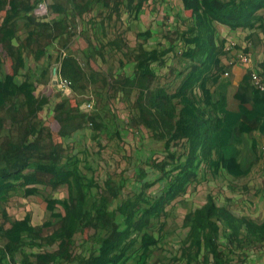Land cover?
I'll use <instances>...</instances> for the list:
<instances>
[{
	"label": "trees",
	"instance_id": "trees-1",
	"mask_svg": "<svg viewBox=\"0 0 264 264\" xmlns=\"http://www.w3.org/2000/svg\"><path fill=\"white\" fill-rule=\"evenodd\" d=\"M155 1L124 2L130 16L139 19L149 2ZM181 2L185 16L179 17L188 30L175 31L184 45L183 52L177 57L180 67L167 68L165 73L161 69L167 67L168 57L172 53L176 57L179 53L173 43L168 48H146L154 36L151 30L138 32V40L142 43L128 51L123 49L127 45L121 38L100 47L91 42L85 55L87 58H79L71 50L79 32L80 20L77 18L83 21L89 16L92 21L95 17L91 15L93 10L104 11L110 6L109 0H67V4L55 1L54 5L48 6V17L56 13L60 17L52 22L34 14L39 5L18 6L13 3L10 6L5 0L0 1V28L11 27L4 32L1 30L0 43L7 44L16 38L15 19L23 14L27 34L24 49L34 55L37 65L41 60L44 62L35 70L27 68L23 56V62L19 59L15 70V74H19L22 69V84L0 79V111L9 106L12 126L19 125L23 129L18 133L20 139L11 134L7 142L0 145V210L8 205L26 174H30L27 169L35 164L36 158L40 160L39 173L50 180L47 184L53 189L69 188L67 199L49 201L48 210L53 221L42 226H23L20 221L3 216L10 228L0 226V264H17V258L20 264H36L22 246L31 242L42 248L60 240L67 249H72L79 240L97 244L81 264H126L132 259L137 264H149L152 255L159 250L174 254L161 249L171 217L168 208L183 198L189 188L208 181V175L212 179L225 175L244 178L263 161L261 144L251 136L254 132L264 135V95L254 88L251 70L240 84H233L229 68L221 62V57L228 53L216 25L222 24L232 31L264 32V0ZM112 5L117 9L120 7L116 1ZM102 27L104 29L103 23ZM243 48V45L238 46V50ZM62 52L65 56L61 59ZM97 56L102 63L112 57L118 60L121 65L119 73L115 75L112 69L108 72L95 70ZM127 62L134 68L132 75L125 70ZM57 64H60L59 75L68 80L74 90L87 94L90 88L97 94L94 112L85 115L74 108L69 111V123L74 124L77 119L84 123L90 120L97 141L105 136L111 142L112 139L122 142L124 128L130 126L145 129L154 141L163 142L166 156L160 161L152 154L147 162L158 173L157 177L143 182V189L136 195H126L127 178L124 174L119 178L107 175L100 179L91 163L96 161L95 157H102L104 147L101 145H97L98 151L95 145H86L81 150L88 160L84 166L90 177L82 171L78 157L70 158L67 165L62 164L60 159L65 151L61 149V143H51L50 157L43 152V131L38 132L40 128H37L36 120L51 97L38 99L35 92L40 83L51 84V72ZM261 68L258 74L264 81V63ZM84 79L89 82L87 86L82 85ZM118 101L124 103L131 113L129 126L123 125L118 114ZM21 113L22 117H17ZM109 127L114 129L111 134L108 133ZM81 128L78 123L67 128L66 120L59 138L71 137ZM3 132L0 117V140ZM175 147L179 148L176 150ZM137 173L139 182L149 176L144 169ZM162 182L165 183L159 192L153 195L150 190L156 185L160 187ZM184 228L188 230L187 235L180 258L172 259L174 263L180 260L185 264H208L210 254L217 263L223 255L220 250L222 236L240 241L238 239L243 235L250 244L264 241V222L256 224L245 218L237 219L226 208L218 207L212 196L202 208L186 215ZM90 231H94L93 234ZM155 234L158 238L154 241L140 243L143 236ZM57 255L51 258L55 260Z\"/></svg>",
	"mask_w": 264,
	"mask_h": 264
},
{
	"label": "crops",
	"instance_id": "crops-1",
	"mask_svg": "<svg viewBox=\"0 0 264 264\" xmlns=\"http://www.w3.org/2000/svg\"><path fill=\"white\" fill-rule=\"evenodd\" d=\"M5 1L10 6L13 3H16L18 6H23V5L37 6L40 4H46L47 7L48 6L50 7L55 4V1H60V3L67 4V0H5ZM98 10H100L99 12H102V9H98ZM4 14L5 12H3V15ZM22 17H23V14L21 15V17H18L15 19L16 22L14 23V28H15L14 30H15L16 38L12 39L11 41H9L10 43H7V44L0 43V79H2V81H6L7 83H13L15 85H21L23 82V79L21 76L22 69H20L19 74L18 73L15 74V70L18 68L17 62L19 59H21L20 62H23V56L25 57L27 68L30 67L35 70L39 67V65H36V63L33 62L35 61L34 55L29 51H25L24 49V45H25L24 39L27 34L25 33L26 31L23 25ZM59 17L60 15L57 13L52 14V15L50 14L49 17L47 16V18L43 20L52 22V21L58 20ZM95 17H96V22H99L101 26V28L99 29V32L98 31L96 32L98 34V39L96 38V41H93L96 43V46L100 47L102 45H106V42L108 43V41H113L114 39H117V37L115 38L112 37L111 32L109 30L105 31V29H103L102 27L103 19L111 22L113 19V16L110 14L108 15L104 14V18H103V13H102L100 15L96 14ZM77 20H80V23L78 25L79 32H78V35L75 37L70 48L76 55L79 56V58H82L83 56L84 58H87L85 55L87 54V51L91 43V41H89V31L90 33L91 32L94 33L95 29H92V24L90 23L91 19L89 16L84 17L83 21L85 22H83L80 18H77ZM216 26L219 30L218 36L220 40L226 42L225 45L233 41V42L239 43V45L246 46L247 48H249V50L253 52V60L249 67H244L240 65L234 59L235 58L234 56L236 55L235 51H233L232 53L227 52L228 55L221 57L222 64L229 68L230 76H231L230 79L233 81V84L238 85L241 83V81L243 80V78L245 77L248 71L251 70V71L258 72L262 69L261 65L264 63V32L262 30L232 31L230 28L222 24H217ZM5 29L10 30L11 27H7ZM5 29L0 28V39L3 36L1 34V30H3L4 32ZM108 51L115 54V52L109 49ZM29 53H31L30 55L32 56H29ZM31 57H32V60H31ZM43 63L44 62H42V65ZM95 63L98 66V67H94L95 70H101L104 72H108L109 70L112 69L115 75L119 73L121 69L120 68L121 65L119 64V61L118 60L116 61L115 59H113V57L111 59H108V62L102 63V60L99 58V56H97ZM131 68H133L132 65H130L127 62L125 66V70L130 72V70H132ZM88 84L89 82H86V79H84L82 85L87 86ZM42 86L44 88L45 86H48V85L45 83H40L37 88V91L35 92V95H36V98L38 99L42 97H48V96L51 97L49 104L45 106L44 109L42 110V112L44 111L46 115H48V112L46 111L51 108L50 106L53 104V101L56 100L54 99L55 95L53 91L54 90L57 91V88L54 87V90H51V88L49 87V89L45 91V89H41ZM66 96H67L66 97L67 98V109L63 108L62 111L57 109L56 110L57 112H55V115L50 119L49 122L43 125L38 123L37 128L38 129L40 128L38 132L43 131V134H44L47 128L49 132H51L50 129H52L53 131H57L59 134L62 127L65 126V122L67 120V128L71 127V125H77L78 123L82 125L81 130L84 129L85 132L87 133L86 125H88V122L80 123L76 121L74 122V124L72 122L69 123V120L67 119L68 114H69V111L74 108H78L81 110V108L83 107L81 105L86 100H88V102L91 101L92 103H94V99L97 96V94L90 91V88L87 94H81L78 90H74L71 87L68 93L66 94ZM71 102H74V105H71ZM8 107H5V109L0 111V117L2 118V122L4 124V132H3V137L0 140V145H2L3 142L4 143L7 142V140L9 139V136L11 134L13 135V130H15V136L18 135L19 132H23V129L21 127H20L21 128L20 131H18V128H16L17 125L12 126V123H11L12 115L9 114ZM91 107L93 109V106ZM81 112L84 113L82 110ZM40 113L38 114V119L40 118ZM14 116L16 117L15 114ZM17 117H20V116H17ZM81 130H78L77 132H75L71 137H67V141H66L67 145H64V149L65 150L67 149V154H64L63 158L60 160L62 161V164L67 165V163H69L68 160L70 158L78 157L81 161L80 166L82 167V171H85L84 165L87 164L88 160L84 158L83 153H81V149L77 150L75 153L72 154L69 148H71V146L73 145H82L83 147H85L86 145H92L91 143H89V140L92 141V140H96L97 138L91 134L88 135V133L86 137V135L82 133ZM109 130H108V133H109ZM112 131H114L113 128H112ZM20 138L21 137H19V139ZM103 138L107 139L105 138V136H101L99 137V141L103 140ZM14 139L16 141V138ZM251 139L259 142V145H260L264 142V135H261V133L259 132H254L253 135L251 136ZM58 143H60V141ZM51 146L53 145H50V147ZM96 146L97 145H95V147ZM105 146L106 145H101V147L102 148L104 147V149H105ZM50 147L46 152L43 145H41L43 152L48 154L49 157H50V152H51ZM98 150H100V148L96 147V151ZM102 154H103L102 157H99V156L95 157L96 161H92L91 164L98 165L102 163L103 165H106L105 161H107V164L110 165L109 164L111 160L110 156L104 155V153ZM38 161L40 160L36 158L34 162L35 164L31 165L29 167V170L27 169V172L29 171L30 174L28 173L26 174L25 179L22 180V184L21 185L19 184L20 185L19 189L15 193L12 194L8 205L1 207L0 226L3 225L6 229L10 228V224L4 220L3 216H6L13 220H18L21 222L23 226L24 225H29L30 227L42 226L46 222L53 221L51 213L48 210L49 201L50 200H64L69 197V188L67 186L60 187L58 189H53L51 185L47 184V182L50 180L48 177L46 176L44 177L43 175L39 173L40 170L38 168V163H39ZM257 168L261 171V173H257V174L252 173L244 177L246 178L245 181H247L248 183H245L243 186L241 185V189L230 186L231 182H229V185L227 184L226 186H223V190L217 189V190H214L213 192H208L207 195H205L206 200L203 201L202 205L199 206L198 208H194L190 210L188 213L194 212L195 210L202 208L207 203V198L209 196H212L218 207L226 208L237 219L245 218L248 221H252L253 223H256V224L263 223L264 222V159L262 162L259 163ZM87 172L88 171L86 170L85 174H87ZM87 176L90 177V174H87ZM240 179H243V178H240ZM213 180H216V179H213ZM228 180H230V178H228ZM249 183L252 184L251 187L248 185ZM45 187H49V192L47 194L44 192ZM61 189L65 191L66 195L59 197L57 196V193H60ZM29 191H34V192L29 193ZM190 193H191V190L188 191L187 195H189ZM188 213L185 214V217ZM46 215H47V220L44 219V216ZM182 226L184 228V221L182 223ZM246 233L247 232L245 231L244 234ZM186 235H187V232H186ZM186 235L181 240V243L179 245L180 249H178L176 253L175 252L174 254L154 253L152 255V258L149 264H164V263L185 264L184 261H180V260H177L174 263L172 259L180 258L181 256L180 250H181V247L183 246V240L186 238ZM238 240L240 241H237L230 237L227 239L224 236H222L220 240V250L223 252V255L221 256L220 260H218V262L215 263L213 255L210 254L208 256V264H264V241L250 244L249 240H247L245 236L243 235ZM84 242H87V241L79 240L74 246V247L84 248L83 252L81 250L79 255H78V252L74 250V247H72V249L71 248L67 249V245L65 246V243L61 240L51 246H44L42 248L38 247L37 245L31 242H27L22 246V248H23V251L30 256L31 261L36 264H81L83 260L85 261V259L89 257L88 255L93 251V249H95V246L91 245L90 249L88 250L86 248L87 245L86 243L84 245ZM93 244H96V243H93ZM1 245H2V242L0 241V246ZM44 253H47V256L49 259L47 260L43 259ZM56 254H59V255L55 257V260L54 258H51L52 255L55 256ZM203 257L204 256L202 255L201 259H203ZM17 264H20V261L18 258H17ZM126 264H137V263L134 259H132Z\"/></svg>",
	"mask_w": 264,
	"mask_h": 264
},
{
	"label": "rangeland",
	"instance_id": "rangeland-1",
	"mask_svg": "<svg viewBox=\"0 0 264 264\" xmlns=\"http://www.w3.org/2000/svg\"><path fill=\"white\" fill-rule=\"evenodd\" d=\"M119 2L120 7L117 9L113 3ZM126 0H109L110 6L108 8H105L102 12L95 11L91 13L92 16H95L96 14L100 15L103 13L105 15H112L113 19L112 21H106L103 19L104 29L105 31H110L113 38H121L126 43V47L124 49L126 51L131 50L135 48L139 43L142 41L138 40V32H145L147 30H151L154 33V36L149 40V42L146 45V48H153L154 46H164L165 48H168L174 44L175 49L179 53L176 55V57H173V53L168 57L167 67L162 68L161 72L167 71V68H173L180 67L179 57L181 55V52H183L184 45L181 43V40L178 39L177 33H175L176 30L180 29L182 31L188 30L187 27H185L183 24H181L180 17L179 16H185L183 13V8L181 5V0H156L155 3L149 2V6L145 7L144 11L142 12L139 19L131 18L129 10L126 8L125 2ZM114 9V11H113ZM112 12V13H111ZM92 24V29H95L94 33H90L89 31V41L93 42L96 41V38L98 39L97 31L99 32V29L101 28L100 23L96 22V17L93 18V20L90 22ZM96 27V28H95ZM239 44V43H238ZM78 46V44H77ZM51 53H53L51 51ZM31 53H29V56ZM176 54V52H175ZM27 57V56H26ZM32 60V57H31ZM34 62V61H33ZM43 60L39 62V67L42 66ZM99 62V61H98ZM36 63V62H35ZM33 64V63H32ZM37 65V64H36ZM58 65V64H57ZM56 65H54L55 67ZM94 67H98L95 63ZM133 67V66H132ZM130 72H128L129 75H132L133 68H131ZM54 82L51 81V84H48V86H45L41 89H49L54 90V87L52 86ZM54 93V100L53 104L50 106L51 108L48 109L46 112H48V115L43 111L40 113V121L39 124L43 125L50 121V119L55 115L56 110L59 109L62 111L63 108L67 109V96L66 94L68 92H62L57 89L53 91ZM86 100L81 106V110L84 112L83 114L90 115L95 110V102L90 103ZM71 105H74V102H71ZM93 106V109L92 107ZM116 109L119 110L120 117L123 120V125L126 127L128 123H130L129 118L131 116L130 111H128L125 108V104L121 101H118L116 103ZM117 111V110H116ZM22 116V113L20 115V118ZM77 122L83 123L82 120H76ZM88 125H86V131L88 135H93V126L91 124L90 120H87ZM25 125V123H24ZM129 126V125H127ZM47 127V126H46ZM16 128H18V131H20V126L18 125ZM110 129V130H109ZM109 133L111 134L112 127H109ZM51 132L46 128L45 133L41 136V142L43 147L45 148L46 152L49 149L52 142L58 143L60 141L62 145L63 151H65V154H67V149H64V145L66 144L67 138L60 139L59 134L57 131H53L50 129ZM77 132V131H76ZM82 133H84L87 137V133L84 129L81 130ZM75 133V132H74ZM73 133V134H74ZM13 135H15V130H13ZM19 137V134H18ZM124 140L122 142H118L116 139H112L113 141H108L107 139L101 140V141H95L89 140V143L92 145H106L104 152V155L110 156L111 160L109 162L110 165L107 164V161H105L106 165L101 164H94L93 169L97 172L98 176H100V179H105V176L107 175H114L116 177H120V175L126 176V195L132 196L139 193L143 187L142 184L145 181H151L154 178L157 177L158 173L153 171L154 168L147 165V162L149 161V157L154 155V159H160V161L163 159V157L166 156V152L163 149V142H156L153 138H151V135L148 131L145 129H132L129 127L124 128V134H123ZM36 137H34L35 139ZM106 138V137H105ZM104 143V144H103ZM109 145V146H107ZM97 147V146H96ZM82 145H73L69 150H71V153H75L77 150H82ZM98 148V147H97ZM179 147H177L178 149ZM176 149V147H175ZM176 149V150H177ZM153 159V158H152ZM96 163V162H95ZM146 170L149 176L144 179L142 182H139L137 179L138 171L139 170ZM252 173H261V171L255 167ZM251 173V174H252ZM104 174V175H103ZM230 178V180H228ZM208 181H203L201 185H195V187L189 188L191 190V193L189 195H185L183 198H181L178 202L174 204V206L171 208L169 207L171 212V217L169 218V225L166 227V238L163 242V248L166 252H177L178 249H180L179 245L181 243V240L185 237L187 230L183 228L182 223L184 221L185 214L188 213L190 210L194 208H198L202 205L203 201L206 200V196L208 192H213L214 190L220 189L223 190V186L229 185V182H231L230 186L236 187L241 189V185L243 186L245 183H248L245 181L246 178L243 179H232L231 177H228L225 175L222 178H218L216 180H213L211 175L207 176ZM227 180V181H226ZM163 183H161V186L159 185L154 186L150 192L155 195L159 192V189H161ZM250 187L252 186L251 183L248 184ZM229 187V186H228ZM65 189V188H64ZM188 190V191H189ZM44 192L47 194L49 192V187H45ZM124 192V193H125ZM66 195L65 191L61 189L60 193H57V196L62 197ZM48 215V214H47ZM47 215L44 216V219L47 220ZM44 220V221H45ZM94 231H90L91 234H93ZM158 236L155 234L153 236L151 235H145L142 237L140 243L150 242L157 239ZM86 243V248L89 250L91 245H94L97 247V244H93L91 241L84 242V245ZM162 245H160L162 247ZM83 247H74V250L78 252V255L80 251L83 252ZM164 253L163 250H159L156 252V254ZM45 255V256H44ZM43 259H49L47 256V253L43 254Z\"/></svg>",
	"mask_w": 264,
	"mask_h": 264
},
{
	"label": "built area",
	"instance_id": "built-area-1",
	"mask_svg": "<svg viewBox=\"0 0 264 264\" xmlns=\"http://www.w3.org/2000/svg\"><path fill=\"white\" fill-rule=\"evenodd\" d=\"M34 14L41 19L47 17L49 14L47 5L40 4L39 7L35 9ZM238 46L239 44L237 42L231 41L227 45H225V51L228 53H232L233 51H235L236 55L234 56L235 57L234 59L240 65L244 67H249L253 60V52L251 50L245 51V49L247 48L246 46H244L242 50H238ZM64 56L65 53L62 52L61 59ZM59 69H60V64L56 65L52 69L51 81L53 82L54 80H57V84L56 85L53 84L52 86L62 92H68L69 89L71 88V83L59 75ZM225 76L228 77L229 74L226 73ZM251 81L254 88L259 90L264 95V81L263 78L258 74V72L251 71ZM260 150L264 153V142L260 145Z\"/></svg>",
	"mask_w": 264,
	"mask_h": 264
},
{
	"label": "water",
	"instance_id": "water-1",
	"mask_svg": "<svg viewBox=\"0 0 264 264\" xmlns=\"http://www.w3.org/2000/svg\"><path fill=\"white\" fill-rule=\"evenodd\" d=\"M53 82H54V83H53L54 85H56V84H57V80H54Z\"/></svg>",
	"mask_w": 264,
	"mask_h": 264
}]
</instances>
